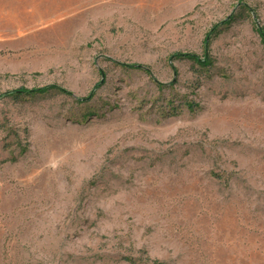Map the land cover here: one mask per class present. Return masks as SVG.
Segmentation results:
<instances>
[{
  "label": "rangeland",
  "instance_id": "1",
  "mask_svg": "<svg viewBox=\"0 0 264 264\" xmlns=\"http://www.w3.org/2000/svg\"><path fill=\"white\" fill-rule=\"evenodd\" d=\"M256 27L264 0H0V264H264Z\"/></svg>",
  "mask_w": 264,
  "mask_h": 264
},
{
  "label": "trees",
  "instance_id": "2",
  "mask_svg": "<svg viewBox=\"0 0 264 264\" xmlns=\"http://www.w3.org/2000/svg\"><path fill=\"white\" fill-rule=\"evenodd\" d=\"M254 13L251 12V17L253 18ZM225 22L224 26L226 25ZM217 31L216 29L212 30L206 40H205V44L206 46L210 45L211 42V38L212 36H215ZM256 32L257 34L260 36L262 42H264V30L262 28H257L256 27ZM172 59L175 61H188L191 62L195 65H197L200 70L202 71H210V69L213 67V63L210 61V59L208 57H204V58H199L195 55H191V54H175L174 56H172ZM129 68L131 69H135V70H139V71H145V68L141 67V66H129ZM49 93H57V94H65V95H70L69 93H67L66 91H64L63 89L55 86V85H50V86H46L43 88H39V89H33V90H25V89H20L17 91H13V92H7L5 94H3L1 96V98H7V97H14V98H20V97H33V96H37V95H46ZM81 102H85V101H81ZM180 109L182 108H186L187 111L189 112H195L197 109H199V107L192 103V102H188L186 101L182 106H179ZM179 108H172L171 112H169L168 116H176L178 115V109ZM154 264H161L159 262H155Z\"/></svg>",
  "mask_w": 264,
  "mask_h": 264
}]
</instances>
